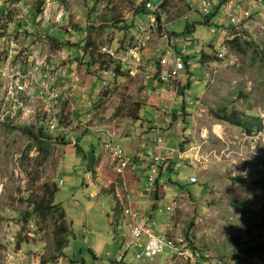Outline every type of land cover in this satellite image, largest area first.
<instances>
[{
  "label": "rangeland",
  "instance_id": "374dc122",
  "mask_svg": "<svg viewBox=\"0 0 264 264\" xmlns=\"http://www.w3.org/2000/svg\"><path fill=\"white\" fill-rule=\"evenodd\" d=\"M143 1L105 0L107 8L101 12L99 8L103 2L76 0L66 7L68 24L73 31L67 32L64 26V29L43 32L61 41L73 42L78 41L77 36L79 42H83L89 27L95 28L92 30L97 36L100 32L102 36L110 26L125 31L138 29L139 32V27L132 26L137 7ZM149 1L158 6L162 0ZM244 4L249 6L248 1ZM229 10L230 5L217 10L207 23L202 13L190 9L182 1L172 0L163 9V23L173 22L166 28L171 38L180 37L188 46L186 55L190 58V68L188 66L187 72H183H190L189 76H185L191 84L185 97L187 111L198 114L202 107H206L202 117L213 124L210 138L215 139L216 150L221 148L214 159L219 166H212L218 168L217 177L209 183L200 178L196 185L189 184L191 171L183 164L178 165V162V170L168 174L176 186L173 191H167L164 205L181 200L183 209L176 213L175 221L180 234L191 243L188 248L192 257H175L170 264H198L195 252L198 258H208L201 264H264V9L237 27L229 26L228 15L225 14ZM230 14L234 15L233 9ZM138 20L148 23V14L140 13ZM187 27H191V32L184 34ZM228 37L230 40L237 39L236 43L230 45ZM202 38L212 48L208 59L212 61L216 58L203 66L200 61L202 55L193 50L194 41ZM74 49L80 55V48L74 46ZM220 50L227 52L228 61L218 59L216 54ZM66 77L72 78L70 71ZM98 89L102 91L99 83ZM85 100L93 108L91 97ZM93 101L97 103L98 99L94 97ZM221 108H226L228 113H236L246 122L259 117L263 129L249 135L242 127L222 120L224 112L219 110ZM217 125H221L222 129L218 128L220 131L215 133L213 129ZM35 129L39 132L41 128ZM192 129L193 126H190L189 131ZM85 135L82 130L76 138L83 141ZM87 135L82 149L62 147L56 157L52 147V155L47 159L38 145L31 147L34 143L22 128L0 126V264H7L5 256L11 248L5 236L6 225L11 227L23 223L24 213L30 208L27 200L32 195L42 194V186L52 184L54 177L60 188L56 204L64 207L72 233L69 244L64 247V255H61L55 250L54 220L44 222L36 216L31 218L39 225L42 240H46L43 245L47 254L42 264H55L62 257L65 264H166L170 259L167 250L153 263L140 261L138 255L142 254V250L137 248L128 252L126 258H120L125 236L122 230L114 231L110 223L114 202L105 195L93 196L96 187L88 186V179L93 176L96 153L102 146L95 143L94 149L90 150L94 135ZM174 141L169 140L168 146H180L178 141ZM239 177H242L241 181L234 180ZM62 181L65 183L63 186ZM181 194L192 196L194 201L189 197L182 200ZM10 209L14 213L9 212ZM166 215V207L160 205L155 220L164 221ZM28 238L25 230L18 233L17 247L22 245L32 251L39 248L40 245Z\"/></svg>",
  "mask_w": 264,
  "mask_h": 264
},
{
  "label": "crops",
  "instance_id": "0c3cea01",
  "mask_svg": "<svg viewBox=\"0 0 264 264\" xmlns=\"http://www.w3.org/2000/svg\"><path fill=\"white\" fill-rule=\"evenodd\" d=\"M68 20L69 16L64 26H68L66 31L70 32L73 29L68 24ZM140 23L142 22H138L137 25H140ZM171 23L173 22L163 23L162 12L160 20H157L155 26L145 33V42L141 49L144 56L142 66L136 72L129 73L131 71L129 69L127 73L118 78V82L110 94L98 89V83L101 85L99 78L91 74L88 67L78 59L81 56L78 49L77 54L76 49L65 47L64 59L55 60V63L67 66L72 75L78 74L82 81L71 90L70 97H67L60 105L58 104L62 114L66 118H75L76 120L86 121L89 124L88 128L81 126L77 130L76 137L82 130L86 133L83 141L76 138L78 141L77 145L69 144V142H61L54 145L56 157L62 147L82 149L84 141L89 136L87 134L92 133L94 135L89 149L93 150L95 143H99L102 149L96 153L93 176L89 177L88 186L94 185L96 187L92 194L93 196L105 195L114 202V211L113 215L110 216V223L114 231L122 230V234L125 236L123 237L125 241H122L123 247L129 240L132 229L137 225L148 227L157 236L167 232L172 234V236L180 235L175 215L181 210L182 206L173 212L172 215L167 214L164 221L155 220L156 211L160 205L168 208L175 201L173 200L169 206L164 205L167 191H173L176 186L175 183L171 182L168 174L178 170L177 162L178 165L183 164L185 169L189 168L191 171L189 184H191L190 180L193 176L197 177L198 182L202 178L205 183H209V181L217 177L216 171L218 168L212 166H215V164H217V167L219 166L214 159L221 148L216 150L215 139L210 138V128L213 127V124L202 117L206 107H202L198 114H192L187 111L185 97L191 87L190 82L185 78L187 73L181 79V91L174 105L171 102L170 90L175 82L173 80L168 83L161 81V66L158 61L162 58L161 55L168 46V42L171 41L174 44L177 41V39H172L166 30ZM123 24L121 23V25ZM138 36V29L125 31L123 28L113 26L108 27L102 36L94 34V38L100 46H113L118 48L121 53H125L133 43L137 42ZM163 41H165V45H162ZM211 51L212 48L209 46L205 53L209 56ZM69 54L73 56L70 57ZM71 82L72 78L65 77L61 78L58 84L65 86ZM183 87H186L184 91L182 90ZM89 96L91 97L93 108H91V103L85 100ZM94 97L98 99L97 103L93 101ZM42 101L47 103L45 99H42ZM114 104L118 105L117 111L113 109ZM74 105L77 106V109L72 112ZM169 108L172 110L171 120L177 121L180 119L183 121L181 130H178L173 124H164V112L166 110L169 111ZM159 126L162 127L160 135L164 140L161 150L157 147L159 133L156 128ZM190 126H193L192 131H189ZM218 128L222 129V126H215L213 131L218 133L220 131ZM171 139L173 142H175L174 140L178 141L180 146L169 147L168 141ZM110 144L123 147L129 153L132 165L123 175L118 172L121 165L114 160L108 150ZM174 149H178L183 154L182 158L171 157V151ZM75 152L77 153L76 150ZM158 155L164 157V161L161 163L159 183L156 184L150 193L147 188V177L150 175ZM167 177L169 180H167ZM56 179L54 177L55 181ZM56 183L58 182L56 181ZM187 197L192 199L190 195ZM187 197H184L183 194L180 195L182 200H187ZM176 201L181 200L178 199ZM127 210L140 214V218L127 217L125 214ZM9 212L14 213L11 209ZM10 223L12 224V222ZM21 224L12 225L11 227L6 225L5 236L8 239L7 242L11 243L9 252H13L16 255H19L20 252L25 253V257H17L19 260L15 264H18V262L19 264L20 262L21 264H42L44 257L36 250H46L45 245H43L46 240L45 238L42 240L43 235L39 232V225L36 223L39 228L37 238H28L30 242L40 245L39 248L32 251L25 249L22 245H20V248L17 247L19 246L17 244L18 233L22 232ZM55 250L57 251V248ZM61 255H64V253ZM6 256L5 260H7ZM173 258L171 254L166 264L169 261H173Z\"/></svg>",
  "mask_w": 264,
  "mask_h": 264
},
{
  "label": "built area",
  "instance_id": "2783aa9c",
  "mask_svg": "<svg viewBox=\"0 0 264 264\" xmlns=\"http://www.w3.org/2000/svg\"><path fill=\"white\" fill-rule=\"evenodd\" d=\"M75 1L0 0V125H11L18 128L44 127L45 131L51 136L62 138L72 145H77L78 143L76 139L77 130L81 126L89 127L86 121L64 117L58 106L67 97H70L71 90L82 81L78 74H73L70 84L60 86L58 84L59 80L67 76L69 68L63 64L55 63V60L64 59L65 45L82 44L83 42H79L78 36L77 42L72 40L61 41L43 32V30L48 29H53L54 31L64 29V23L68 18L66 7L73 5ZM220 1L223 4L220 5ZM243 1L184 0L182 2L190 9L202 13L205 18L210 17L216 10L226 9L230 5V10L225 14L228 15L229 26L237 27L242 21L250 20L256 12L264 9V0H245V2L248 1V7H245V2L243 3ZM160 4L155 6L150 1H147L146 7L152 11L162 10ZM106 8L107 4L103 2L100 4L99 11L103 12ZM232 9L234 10V15L231 16L230 11ZM154 20L155 17L152 15L149 17L148 23L141 24L138 41L133 43L125 53H121L118 48L113 46L100 47L99 55L111 60L109 64H106L104 58L100 59V56H97L93 67V72H98V75L95 76L99 78L104 93L111 91L116 84L117 76L112 67H115L119 62L123 65H128L131 72L140 69L144 62L141 49L145 42V33L154 26ZM181 42L182 39H178L176 44L168 42V46L159 60L161 81L168 83L173 80L175 82L170 90L173 105L180 93L182 73L185 70L183 57L178 54L176 46ZM207 48L209 47L207 43H204L203 38L193 43V50L196 54L205 52ZM182 52H185L184 47ZM216 55L219 60L228 61L226 51L220 50ZM69 56L72 57L73 55L69 54ZM42 99H45L47 103H43ZM76 105L73 106L72 112L77 109ZM113 109L117 111L118 105L114 104ZM164 113V124H173L178 130H181L183 121L180 119L177 121L171 120V108ZM156 129L159 133L157 147L161 150L164 143L160 135L162 127L159 126ZM108 150L114 160L121 165L118 172L123 175L132 165L129 153L125 148L114 144H110ZM182 156L183 154L178 149L171 151V157L182 158ZM163 161L164 157L158 155L152 166L151 173L147 177V188L150 193L156 184L159 183L161 163ZM197 182L196 176H193L190 180L193 185ZM61 184L63 186L64 182L62 181ZM180 204V201L175 200L171 206L166 208V214L172 215L173 212L180 208ZM125 214L133 219H139L141 216L132 210H127ZM26 227V235L36 239L39 229L36 222L31 221ZM21 231L24 232L23 223L21 224ZM189 246L186 236L183 237L181 234L172 236L169 232L157 236L148 227L137 225L132 229L130 238L125 243L120 258H125L128 252L136 248L142 250V254L138 255V260L140 261L149 260L154 262L155 258L163 255L167 250L174 257L173 259L175 257L192 258L189 255ZM36 252L41 253L43 257L47 253L46 250H36ZM6 255L7 264H15L19 260L18 256L25 257L24 252H20L19 255L8 252ZM170 263L171 261L168 262V264ZM196 263L199 264L198 261ZM56 264H65L64 258H59Z\"/></svg>",
  "mask_w": 264,
  "mask_h": 264
},
{
  "label": "trees",
  "instance_id": "16d2710c",
  "mask_svg": "<svg viewBox=\"0 0 264 264\" xmlns=\"http://www.w3.org/2000/svg\"><path fill=\"white\" fill-rule=\"evenodd\" d=\"M94 1L97 3H101L105 0H94ZM147 1L149 0H144L142 4L139 7H137L136 17L134 19L135 22L133 23L132 27L141 28V24H146V23H140V25H137L139 22L137 17L140 16V13L142 12L148 14V18L154 15L155 17L154 26L156 24V21L160 20L163 11L160 9H157L156 11L150 10L149 8L146 7ZM171 1L172 0H162V3L160 4V8L164 9V7L168 6V4H170ZM180 1H184V0H180ZM221 4H223V2L220 1V5ZM215 13H217V10L215 11ZM215 13H213L210 17L206 18L207 23H209L211 17H213ZM92 29H95V28L89 27L86 29L87 37L84 39L82 44L75 43V44H70V46H73V48L74 46L76 48H80L81 56L78 59L88 67V70L91 74L97 76L98 72L96 73L93 72L94 71L93 67L95 65V61L97 60V56H100V59L104 58V60L106 61V64L107 63L109 64L111 60L105 56L99 55L98 52L101 46L97 43L96 39L94 38V34H96V32H94ZM189 32H191V27H189V29H187L184 32V34H187ZM100 33L98 34L100 35ZM139 34H140V29H139ZM178 39H181V38L177 37V40ZM230 39L231 38L228 37V43L230 45H232L233 43H236L237 41V39H234V40H230ZM169 42L171 43V41ZM250 44L254 45V42H250ZM65 46L68 47L69 45H65ZM176 46H177L178 54H180L183 57V60L185 63L184 71L187 72L186 68L188 66H189L188 68H190V58L186 55L187 45L184 43V40L182 39V42L177 44ZM183 47L185 48V52H182ZM201 55L202 56H201L200 61H201L202 66L203 64L207 62L209 63L213 62L216 59L214 58V60L210 61L208 59V55L205 52L201 53ZM158 63L160 65L159 61ZM112 68L114 69L113 71L115 72L117 76L116 84L118 82V78L123 76L130 69L128 65H123L120 62L115 67H112ZM130 72L131 71H129V73ZM182 74L186 75V73H182ZM187 75L189 76L190 72H188ZM105 93L110 94L111 91H108ZM219 110L224 112V117L222 118V120L230 124H233L235 126L242 127L245 130V132L249 135L256 133L258 131H261L263 129V124L259 117H253L251 121L246 122V121H243L242 118H240L239 115H237L236 113H228L226 108H221ZM22 131L30 138L32 143H34L31 145V147H33V145H38V147H40L41 150L46 154L47 159L52 155V150H53L52 147L54 145H57L58 143H61V142L62 143L67 142L62 138H56V137L51 136L45 131L44 127L43 128L41 127L39 132L36 131L35 127H30V128L25 127V128H22ZM241 179L242 177H239L238 180L237 179H234V180L239 182L241 181ZM59 190H60L59 185L55 181H53L52 184L46 183L42 186V189H41L42 194L32 195V197L27 200L30 208L24 213L25 216H24L23 224H24V230H26L27 228L26 226H28L29 223L33 221V219L31 218H34L35 216L40 221L42 220L44 222L49 219L54 220V226H55L54 232H53L54 243L56 245L58 253L63 254L64 247L69 244L70 234L72 233V230L67 220V214L64 210V207L60 204H56V196ZM194 254L199 264H201L202 262L208 261L207 257L198 258V255H196V252Z\"/></svg>",
  "mask_w": 264,
  "mask_h": 264
},
{
  "label": "bare ground",
  "instance_id": "6f19581e",
  "mask_svg": "<svg viewBox=\"0 0 264 264\" xmlns=\"http://www.w3.org/2000/svg\"><path fill=\"white\" fill-rule=\"evenodd\" d=\"M23 259V258H22ZM30 259V258H29ZM29 261V260H28ZM169 261V260H168ZM21 264V263H20Z\"/></svg>",
  "mask_w": 264,
  "mask_h": 264
}]
</instances>
